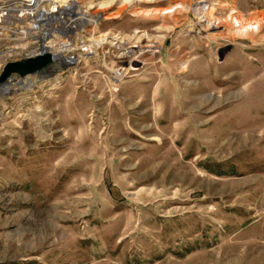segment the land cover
Wrapping results in <instances>:
<instances>
[{"label": "rangeland", "instance_id": "374dc122", "mask_svg": "<svg viewBox=\"0 0 264 264\" xmlns=\"http://www.w3.org/2000/svg\"><path fill=\"white\" fill-rule=\"evenodd\" d=\"M23 1L0 264H264V0Z\"/></svg>", "mask_w": 264, "mask_h": 264}, {"label": "water", "instance_id": "95a60500", "mask_svg": "<svg viewBox=\"0 0 264 264\" xmlns=\"http://www.w3.org/2000/svg\"><path fill=\"white\" fill-rule=\"evenodd\" d=\"M54 62V57L44 53L37 58L29 59L25 63H11L5 67L0 78V84H6L14 74H19L22 78L44 72Z\"/></svg>", "mask_w": 264, "mask_h": 264}, {"label": "built area", "instance_id": "2783aa9c", "mask_svg": "<svg viewBox=\"0 0 264 264\" xmlns=\"http://www.w3.org/2000/svg\"><path fill=\"white\" fill-rule=\"evenodd\" d=\"M0 4H12L13 6H15L13 8H10L7 5L5 6L0 5V19H2L3 22H7V20L10 21L17 20L20 19V17H23L24 19H29L28 15H30L31 12H32L31 16L34 19L35 16L38 15L39 13L36 11L38 7L36 6L35 2H27L23 0H5V1L3 0L0 1ZM9 14H17V15L16 16L13 15L9 17Z\"/></svg>", "mask_w": 264, "mask_h": 264}, {"label": "bare ground", "instance_id": "6f19581e", "mask_svg": "<svg viewBox=\"0 0 264 264\" xmlns=\"http://www.w3.org/2000/svg\"><path fill=\"white\" fill-rule=\"evenodd\" d=\"M45 1H49V2H53V1H55V2H57V0H45ZM55 2H54V3H55ZM107 6H108V5H107ZM102 7H103V6H102ZM103 8H105V5H104ZM48 11H49V10H48ZM50 11H51V10H50ZM45 12H46V11H45ZM53 12H54V11H53ZM164 13L169 14V13H173V11H172V10H166V11H164ZM44 15H45V14H44ZM44 15H43V16H44ZM41 16H42V15H41ZM43 16H42V17H43ZM37 22H38V21H37ZM40 23L42 24V23H43V20L39 19V24H40ZM235 23H236V25H237L238 28H242L243 25H242V23H241L240 21L235 20ZM41 24H40V25H41ZM252 27H253V26H252ZM243 28H244V26H243ZM253 28H254V27H253ZM248 29H250V28H248ZM42 53H47V52H46V51H43Z\"/></svg>", "mask_w": 264, "mask_h": 264}]
</instances>
